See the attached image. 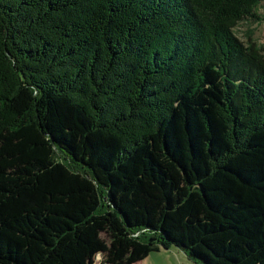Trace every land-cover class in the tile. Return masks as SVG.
<instances>
[{
  "label": "trees",
  "instance_id": "obj_1",
  "mask_svg": "<svg viewBox=\"0 0 264 264\" xmlns=\"http://www.w3.org/2000/svg\"><path fill=\"white\" fill-rule=\"evenodd\" d=\"M261 1L0 0V264H264Z\"/></svg>",
  "mask_w": 264,
  "mask_h": 264
},
{
  "label": "rangeland",
  "instance_id": "obj_2",
  "mask_svg": "<svg viewBox=\"0 0 264 264\" xmlns=\"http://www.w3.org/2000/svg\"><path fill=\"white\" fill-rule=\"evenodd\" d=\"M257 14L259 19L257 22L253 19H247L239 21L234 27L236 36L243 42L248 39H253L256 44H258L264 52V0L261 1L259 6H257ZM104 224V222H103ZM102 225L101 222H96V227ZM94 227H89L86 230V234L91 232ZM103 230V229H102ZM99 230L97 233H101V237L108 243L109 239L106 237L104 232ZM101 231V232H100ZM111 233H114L112 230ZM103 252H95L90 259L93 260L92 264H100L103 259ZM89 258V257H88ZM131 264H199L196 263L184 253L179 250L176 246H171L170 248L163 249L162 247L158 250L146 252L138 261L132 262Z\"/></svg>",
  "mask_w": 264,
  "mask_h": 264
}]
</instances>
